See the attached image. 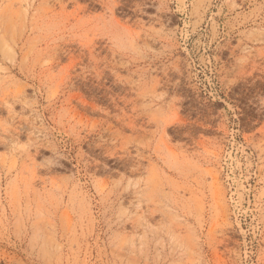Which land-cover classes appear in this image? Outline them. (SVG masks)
Wrapping results in <instances>:
<instances>
[{
    "label": "rangeland",
    "instance_id": "1",
    "mask_svg": "<svg viewBox=\"0 0 264 264\" xmlns=\"http://www.w3.org/2000/svg\"><path fill=\"white\" fill-rule=\"evenodd\" d=\"M0 264H264V0H0Z\"/></svg>",
    "mask_w": 264,
    "mask_h": 264
},
{
    "label": "bare ground",
    "instance_id": "2",
    "mask_svg": "<svg viewBox=\"0 0 264 264\" xmlns=\"http://www.w3.org/2000/svg\"><path fill=\"white\" fill-rule=\"evenodd\" d=\"M92 104V103H91ZM94 106V105H93ZM246 114V113H245ZM155 185V184H154ZM151 195V194H150ZM215 235V234H214ZM226 237V236H225ZM220 255V254H219Z\"/></svg>",
    "mask_w": 264,
    "mask_h": 264
}]
</instances>
